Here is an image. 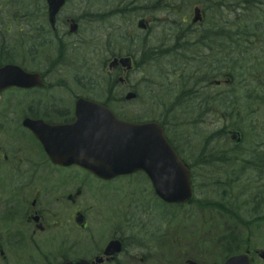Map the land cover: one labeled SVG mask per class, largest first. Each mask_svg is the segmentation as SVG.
Wrapping results in <instances>:
<instances>
[{"label": "flooded vegetation", "instance_id": "obj_1", "mask_svg": "<svg viewBox=\"0 0 264 264\" xmlns=\"http://www.w3.org/2000/svg\"><path fill=\"white\" fill-rule=\"evenodd\" d=\"M49 1L0 0V69L18 67L26 74L37 75L42 84L27 89L10 88L0 95V264H75L78 261L88 264H183V252L168 255L162 237L144 218V208L135 203L136 194L145 197L148 189L151 190L145 174L139 172L130 176L144 179V184L133 188L131 203L124 214L127 218L120 220L119 210L112 202L118 192L109 187L111 181L103 182L80 167L68 166L69 157H59L61 163L51 158L55 157L52 154L55 143L70 140L80 143L85 136L83 130L70 129L77 120L76 107L80 100L107 105L128 121L136 112L144 116L151 112L157 102L151 90L88 88L84 65L79 75L65 77L63 72L70 68L66 51L77 47L76 42L85 37L88 24L103 18H120L103 36L104 47L132 53L137 40L141 43L146 39L142 31L136 33L137 22L148 23L145 30L150 29L153 0H62L53 24ZM155 1L154 7H167L177 14L176 20H171L170 11H166L163 23L176 25L169 31L200 33L194 45L206 49L194 60L203 63L215 61L211 56L215 47L224 49L225 55L230 54V41L215 43L214 39L217 32H231L232 12L244 15L251 7L264 10V0ZM197 8L203 19L193 25L188 22L189 14L184 10ZM102 10L105 12L100 13ZM217 10L222 17L215 16ZM76 17H85V21L79 23L84 26H79L78 32L72 34L70 23ZM262 18L255 21L257 25L252 31L264 33ZM89 35H92L90 40H96V36ZM254 45L264 49V42ZM229 61L228 56L221 59L224 63ZM115 70L107 73L109 79L123 71ZM210 81L199 89L195 95L197 102L192 104L193 112L201 113L195 128L202 124L205 130L212 132L209 136L214 137L220 131L230 139L229 135L236 130L228 131V123L221 122L216 131L215 114L221 109L220 106L217 109L216 93L224 96V107H229L231 91L224 88L215 93ZM130 93H134L135 98L127 99ZM49 127H63L59 134L54 133L51 143L42 138L51 133ZM199 132L198 129L197 136H203ZM208 142L214 146L212 157H191L196 175L207 178L209 174L213 176L211 170L217 165L240 163L248 166V172L242 173L243 179L248 178L247 174L249 178L252 175L264 178V173L258 172L260 176L253 171L257 165H262L264 170V142L255 157H216V137ZM219 150L222 151L221 146ZM257 199L264 209L263 188ZM262 233L258 237L264 239L263 230ZM252 238L254 235L250 238L239 236L241 253L249 251L251 264H264V245L261 250L253 249L247 244ZM113 240L121 242L122 251L105 255V249ZM226 244L227 251L220 264L240 254L232 250L230 237ZM172 255L174 258L169 260L168 256ZM213 264L218 263L214 261Z\"/></svg>", "mask_w": 264, "mask_h": 264}, {"label": "rangeland", "instance_id": "obj_2", "mask_svg": "<svg viewBox=\"0 0 264 264\" xmlns=\"http://www.w3.org/2000/svg\"><path fill=\"white\" fill-rule=\"evenodd\" d=\"M187 14L189 12L188 9L184 10ZM105 11H100V13H104ZM156 15V14H155ZM249 16L252 17V21H259V20H263L262 17H264V14L262 13H258L256 18L253 17V15L251 13H248ZM159 16V15H156ZM233 18V17H232ZM120 20L119 17L116 18H103L101 19L99 22H94V23H90L87 25V29H86V34L84 35L85 37L83 39H81L80 41L78 40L76 43L77 47H75V50H71L70 53L72 55H75L76 53L78 54V58H87L90 59L91 63L88 64L89 68H91V73L94 71L99 70L100 68V60L102 61H106L108 60L110 53L108 51V49H103V44L101 43H96L91 45V41L89 39V37H91L92 35L89 34H93L94 36H96L97 38H102L103 36H106L109 32H110V26L115 24L116 21ZM157 26V25H155ZM93 29V30H92ZM92 30V31H90ZM90 31V32H89ZM256 34L257 39L261 42H264V33L262 32H253ZM79 35H81V31L79 32ZM164 33L160 32L158 29H154L153 32H151L149 34L148 37V42H150V44L152 45H160L162 38L164 37ZM87 39V41H86ZM103 43V42H102ZM120 52H125L127 53L126 49H120V48H114V53H120ZM252 52V50L250 51ZM259 52V53H256ZM69 53V54H70ZM249 55H243L241 57V65H244L246 61H248ZM250 58L252 60L251 64L253 63H259L261 64L260 67L262 69V71H264V49L261 51V49H256V51L254 50L251 54H250ZM202 63V62H201ZM205 65H197L194 68L191 69V72L195 73L198 72L199 70H205L208 69V67L210 68H215V69H226V65L227 63H223V65H213V66H208L207 62H204ZM232 69V65L230 66ZM150 69V66L148 64H146L144 61L138 63V65L135 66L133 73L135 78H139V81L137 83V89L144 91L145 88H153V87H145V80H146V75L144 74L145 72H147ZM236 69V68H234ZM69 70L66 69L63 74L66 75L67 72ZM235 81H242V80H246L247 76H245V74L247 73L246 71L242 70V69H236L235 70ZM255 71V68H254ZM164 81L166 82L165 84V95L167 97L168 100L172 99V97L174 95L177 96V99L175 100L176 104H181L182 107L188 109V108H192V104L194 105L195 102H197L198 96L195 97L196 94L199 93V89L195 88V85L193 82H191L190 80L186 79V78H181L180 76H177L175 79L170 78L169 80L164 79ZM208 80L206 79L204 82V85L207 84ZM95 83H100V82H95ZM202 83V82H201ZM104 85V84H103ZM235 86V85H234ZM89 88V87H88ZM155 111V109H153L150 113V117L152 115V118H158L159 115L158 113H153ZM178 111V107H173L170 115L171 117H174L176 115V112ZM220 111H224V108L222 107L220 109ZM251 111L253 112L252 115L250 117H247L246 119H243L245 122L248 120H251V125H255L257 126L260 130L264 129V125L262 124H257L258 122L263 121L264 117H263V113H264V107L263 106H255L253 108H251ZM148 117V116H146ZM216 125H218V122H216ZM239 127H243L245 132H249V125L248 123H244L240 124L237 123L236 124ZM200 130V134L201 135H205L208 136L211 133H209V130H205L204 127L202 126V124L197 126V130ZM247 142L244 143L243 147H247L249 144L252 143H257L259 144L260 141L264 142V131L260 132L258 137H252V136H247ZM173 140L176 143H180V138L179 136H174ZM183 152L185 154H188V148H182ZM187 160L192 161L191 156L190 157H185ZM247 165L242 166V168H247ZM227 171V167H225L224 170H222L220 173L223 176V178H229L232 177L233 175H235L234 171H229L228 173H226ZM211 172H213L211 170ZM237 174L239 175V169L237 170ZM218 176V175H217ZM250 174H247L246 177L249 178ZM220 178V179H223ZM252 178H255L252 175ZM201 179V178H200ZM200 179H198L196 177V183L195 185H197L198 183L202 184V181H200ZM242 181H245L242 179V177L239 179V182L237 184V186H240V188H242L244 185L242 183ZM209 182H211L210 180H208L204 185H202V191L200 193L203 192V195H201V198H207L209 199V194L212 190V188H208L207 184H209ZM254 183L258 184L259 182L257 180L254 181ZM135 185H143L144 184V179H138L135 181L134 183ZM117 189H118V194L121 195V201L120 203H118V208H119V214H120V220H122V216L124 215L125 211L127 210L128 206L131 203V196H132V192L130 189V184L128 182V180H121L118 181V183H116V185H114ZM236 186V187H237ZM235 189L233 190V192L231 194H227L225 197V200L230 201L231 199H233V197H235L237 195V193L234 195V193L237 191ZM198 193V192H197ZM199 194V193H198ZM151 196V192H147V194H145V201L140 198L137 194L135 195L136 201H138V203H147L150 206L151 209V217L152 220L154 221V226H159V220L162 219H173L169 221L170 226H175L178 221L180 222L182 219L184 221V226H185V230L187 232V234H185V236L190 237L192 233H194L195 231H197L196 227H198L200 225V221L204 218V216H202V213L197 212L195 215L194 211L190 212L189 215L186 216V209H189V207H178L176 208L177 210H179L178 212H175L174 214H171L169 217L166 218H161V216H157L156 212H155V204L154 201H152V199H150ZM153 197V196H152ZM242 200V197H239V202ZM81 202H82V198H81ZM116 202V201H115ZM191 208V207H190ZM257 209H253L251 212L247 210L246 212V208L245 210H242L239 212V217L242 218L245 215H248V217L250 218V216L252 215H260L262 213H264V209L260 206L256 207ZM163 211H166V208L163 207L162 208ZM173 211H170L169 213H172ZM248 213V214H247ZM172 215H175V218H178V221L176 223L175 218H171ZM186 216V217H185ZM230 215H227V218L222 219L221 221L216 222L217 225H222L224 227V229H227V232L231 231L229 230L231 226L234 227V231L239 234L238 237L240 236V233H242L243 229V225L241 224H237L235 221H233L232 219H230ZM213 222V221H212ZM164 225H166L164 223ZM237 230V231H236ZM262 230L264 231V224H260L259 228L256 229V232L254 233V238L251 239V244H252V248L253 249H257V250H261L263 249V245H264V239H261L260 237H258V235L263 234ZM179 236H181L183 243L180 245V248L183 250L184 252V256H188V258H192V259H196L197 260V253L189 251V246H188V241L186 239V237L184 236V234L182 235L181 233L179 234ZM213 243H215V241L212 240ZM220 251H210L207 253V255L205 257L200 258L201 262L204 263V261H206V264H213V257L217 258L219 256ZM218 262V261H217ZM184 264V262H183Z\"/></svg>", "mask_w": 264, "mask_h": 264}, {"label": "water", "instance_id": "obj_3", "mask_svg": "<svg viewBox=\"0 0 264 264\" xmlns=\"http://www.w3.org/2000/svg\"><path fill=\"white\" fill-rule=\"evenodd\" d=\"M50 9L53 14L58 10L55 3L50 2ZM128 60H120L122 65ZM16 67H5L0 70V92L9 87H32L34 81L31 78L19 76ZM101 122V120H99ZM102 123V122H101ZM98 123V127L100 124ZM105 128H113L117 132L132 130L136 132V140L132 142L136 146L123 140L119 148H112L108 144H87V149L82 153L87 157H69L71 163L76 164L94 174L100 179L110 180L117 176L129 175L137 171H143L150 179L156 196L165 203H186L191 197L190 172L174 153L164 136L160 134V129L155 124L131 126L118 122L113 117L106 124ZM103 126V127H104ZM97 128V127H96ZM152 131V136L146 131ZM234 138V137H233ZM58 161L59 157H51ZM117 242L107 249V254L118 252L115 247ZM188 264H196L188 261ZM75 264H88L85 261H79ZM225 264H250L246 255L235 256L225 262Z\"/></svg>", "mask_w": 264, "mask_h": 264}, {"label": "trees", "instance_id": "obj_4", "mask_svg": "<svg viewBox=\"0 0 264 264\" xmlns=\"http://www.w3.org/2000/svg\"><path fill=\"white\" fill-rule=\"evenodd\" d=\"M175 36V35H174ZM180 37L184 36L183 34H179ZM250 36L249 34L246 33H232L230 40L233 42H240L241 40H246L249 41L250 40ZM235 51H238L240 53L241 56L243 55H249L248 57V61L245 62L244 65H241L240 63H232V67L236 68V69H242L244 71H247V73H251V58H250V54L249 52L251 51V49L248 48H243V47H235L232 49V57H241L239 55H235ZM150 55L152 57H158L159 55H156L155 53V49L150 50ZM157 67V71H155V75L157 78L162 79V77L166 74V72L162 69L161 66H156ZM233 72V71H232ZM262 77H264V74H260ZM189 76H192L191 73H189ZM248 91V96L247 98L249 99L248 101H256V103L254 105L256 106H263L264 107V88L260 87V83L257 81H254L253 83H250L247 86ZM251 107V106H250ZM235 113H238L237 110H235ZM247 114H252V112L248 111ZM176 118L169 116V120L167 122H169L172 126V131L175 133V136H179V137H185L187 131L188 132H192V125H190L193 122V113L191 111L184 113L183 114V119L182 120H178V122L176 123ZM185 124H184V123ZM173 124V125H172ZM175 128L177 131H175ZM254 153V152H253ZM231 154L234 155L235 157H238L241 153L239 149L236 148H232L231 147ZM262 154V153H260ZM258 154V155H260ZM241 164H239L238 166H240ZM229 166L231 169H233L236 165V163H232L231 165H227ZM262 166V165H261ZM261 166L257 165V167H254L253 171L258 173L260 172L261 174L264 173V170L261 168ZM258 173V174H260ZM260 174V176H261ZM193 182H195V177H193ZM233 180L236 181V179H232V178H223V179H217V178H213V180H210L211 182H209V184H207L208 188H212L210 194H209V199L204 198L201 199L197 202L198 207L195 208L194 210V215L200 211V213H202V216H204V218L201 220L200 225L198 227H196L197 231H195L194 233L191 234L190 237L185 236L187 239V243L189 246L188 250H191V247L194 250H197V258H202L205 257L204 255L212 250L214 251H220V253H224L227 251V238L230 237V239L232 240V245L231 247L233 248V251H237L239 252V250H241V241L238 237L239 234H237L234 230V227L231 226L229 230V232H227V229H224V227L222 225H217L215 221L218 222L221 221L224 218H227V215H230V219L234 218L235 216H237L238 212V205H237V200L239 198V196L241 195L242 191H243V196H248L250 202L252 203V205L254 206L255 209H257V205H258V199L257 196H255V194L253 193L255 190L260 189V188H264V178L261 179V177L255 178V179H247L243 182V187L240 188V186H237V184L235 186L231 185V181ZM257 180L259 183L256 184L254 183V181ZM262 184V186L260 185ZM237 186V187H236ZM236 187V192L234 193V195L237 193V195L235 197H233V199H231L230 201L225 200V197L227 194H229V191L231 190V192H233V190ZM253 187L252 191H248L250 188ZM243 189V190H242ZM157 204H159V201H155ZM195 201H191V205H194ZM154 204V203H153ZM250 206V204H245L242 206L241 209L245 210L246 207ZM171 211H173L172 213H169V216L171 214H174V208L171 207L170 208ZM151 211V210H150ZM155 211H156V207H155ZM193 211V208H189L187 209L186 212V216L190 214V212ZM251 212V211H250ZM248 214V213H247ZM152 220L151 217V212L148 215ZM175 216V215H173ZM185 216V217H186ZM262 219H264V216L262 215ZM213 221V222H212ZM241 225H243L242 229H244L243 233L241 234V236H250L249 232H251L252 227L246 223V222H242ZM237 231V230H236ZM161 237V236H160ZM162 241L166 247V251L168 252V255H170L171 253H176L177 250H179V246L176 242H174L172 239H167L165 236H162ZM238 239V240H236ZM215 241V243L212 242ZM181 249V248H180ZM182 250V249H181ZM179 252V251H177ZM200 254V256L198 255ZM171 258H174V255L172 256H168V259L170 260ZM168 260V261H169ZM170 262V261H169Z\"/></svg>", "mask_w": 264, "mask_h": 264}, {"label": "bare ground", "instance_id": "obj_5", "mask_svg": "<svg viewBox=\"0 0 264 264\" xmlns=\"http://www.w3.org/2000/svg\"><path fill=\"white\" fill-rule=\"evenodd\" d=\"M72 20V24L74 25V26H76V27H82V26H84V25H79V23L81 22V23H83L84 21H85V17H83V18H72L71 19ZM79 27V28H80ZM233 32H236V33H239L240 32V29L239 28H236V29H233ZM176 38V35L174 36V34H172V35H170L169 37H167L164 41H163V43H168V45L171 43V42H173L174 41V39ZM153 49H155L156 48V46H153L152 47ZM205 49L206 48H204L203 46H199L198 47V49H197V51H196V54H200V53H203L204 51H205ZM252 69V68H251ZM186 79H188V80H190L191 82H193L195 85H198V84H200L201 82H202V80L201 79H198V78H196V77H194V76H187L186 77ZM89 80V79H88ZM87 80V81H88Z\"/></svg>", "mask_w": 264, "mask_h": 264}]
</instances>
